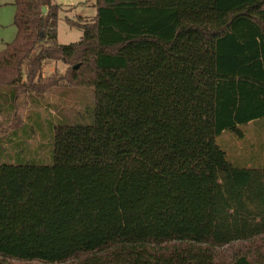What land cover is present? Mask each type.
Here are the masks:
<instances>
[{"label":"trees","instance_id":"obj_1","mask_svg":"<svg viewBox=\"0 0 264 264\" xmlns=\"http://www.w3.org/2000/svg\"><path fill=\"white\" fill-rule=\"evenodd\" d=\"M12 3L13 113L62 81L91 98L51 165L0 164V264H264V164L217 142L264 124V0H96L70 45L54 0Z\"/></svg>","mask_w":264,"mask_h":264},{"label":"rangeland","instance_id":"obj_2","mask_svg":"<svg viewBox=\"0 0 264 264\" xmlns=\"http://www.w3.org/2000/svg\"><path fill=\"white\" fill-rule=\"evenodd\" d=\"M54 2L61 8L56 25L57 42L60 45L78 43L83 30L71 26L68 21L90 23L97 15L96 0ZM15 14L12 0H0V51L17 36ZM68 68L60 62H49L43 74L48 78L57 72L58 77H63ZM90 98L91 93L87 90L71 88L62 81L44 95L21 96L13 113L7 91L0 89V164L51 165L56 128L62 123L73 122ZM243 132V140L226 131L217 142L229 159L234 157L233 161H248L251 162L249 166L264 164V124H249L244 126Z\"/></svg>","mask_w":264,"mask_h":264},{"label":"water","instance_id":"obj_3","mask_svg":"<svg viewBox=\"0 0 264 264\" xmlns=\"http://www.w3.org/2000/svg\"><path fill=\"white\" fill-rule=\"evenodd\" d=\"M42 12H43V14H45L46 13V8H43Z\"/></svg>","mask_w":264,"mask_h":264}]
</instances>
